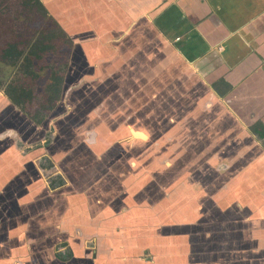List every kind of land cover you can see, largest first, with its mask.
Returning a JSON list of instances; mask_svg holds the SVG:
<instances>
[{
    "label": "crops",
    "instance_id": "0c3cea01",
    "mask_svg": "<svg viewBox=\"0 0 264 264\" xmlns=\"http://www.w3.org/2000/svg\"><path fill=\"white\" fill-rule=\"evenodd\" d=\"M41 1L85 109L54 123L51 185L0 93V264H264V0Z\"/></svg>",
    "mask_w": 264,
    "mask_h": 264
},
{
    "label": "rangeland",
    "instance_id": "374dc122",
    "mask_svg": "<svg viewBox=\"0 0 264 264\" xmlns=\"http://www.w3.org/2000/svg\"><path fill=\"white\" fill-rule=\"evenodd\" d=\"M15 9H17V10H15ZM20 9H21V4H20L19 0H10L7 2H5V0H0V93L6 95L5 90L7 89L8 84H10L14 80L22 79V80H25L28 82L33 81L34 80L33 77L30 74H28L30 72V70L33 69V71L39 72V78L37 79L36 85H37L38 100H41V96L44 94L45 85L49 80L50 68H52L54 66H65L67 64V62L69 61L68 69L66 72V75H67V73L69 72L70 66H87V65L84 64L85 59L82 56H79V57L77 56V58H75L71 54V56L68 57L69 50H71V47L68 45V43L66 44L67 46H60L58 49H56V50L54 49L55 52L53 54H47L44 59L32 56L31 57L32 69H31V67L27 66L28 64H26L25 66L20 65V62H23L25 55L29 54L30 52H36V51L40 52V49H41L40 47H38L36 49H34V47H33V49H30V51H28L29 50V47H28L26 49V52H25L27 54H24L23 57L21 58L20 62L16 65H14L12 63V60H13L12 58H9V59L2 58L1 51L6 46V41H14V40L21 39V37H23V35H25V33L27 31L26 28L21 27L20 25H18V22H16V20H14L20 14ZM33 13L35 14V12H33ZM33 17L36 20H35V22L31 23V26H32L30 29L31 31H36V30H32V29H41L42 30L43 28H45L50 23V19L48 16L41 17V14L37 13L36 15H33ZM23 19L25 20V18H23ZM38 33H40L39 30H38ZM49 34H51V33H49ZM51 35H49L48 37L50 38ZM36 36H38V35H36ZM50 39H52V37ZM73 44H74V42H73ZM54 50L52 49L51 51H54ZM70 78H72V77H70ZM34 84H35V81H34ZM83 84L84 83L79 81L77 78L75 81L73 80L72 83H70V85L68 87L66 86V91H67L65 93V96L67 98L66 100L76 99L75 96L78 94V92H80L79 90L85 89V87H83ZM91 89L95 90L94 87ZM95 92H98V91H95ZM97 94L100 95V93H97ZM39 95H41V96H39ZM98 95L94 97V95L91 94L90 99H91V101H93L95 98L96 100L100 101L99 103L101 104V101L104 98H102L101 96H98ZM71 104L72 105H70L67 101H61L58 104V106L52 111V114H50L49 117L46 119L47 121L45 120L46 122L44 121L43 124L37 125L39 130L37 131V136L35 137V138H37V140L33 141L34 143H31L29 141L24 142V141L16 140L19 143V145H18L19 149L24 153V155L30 151V148L32 150L37 149L38 155L36 156V159H37L38 165H39L37 174H38V176H41V175L43 177L45 176L44 179L47 178L45 180L46 181L48 180L49 184H51V185H53V184L57 185L58 183L63 181V177L59 174L56 175L55 177L52 175V173L55 171L50 168L51 166H53L51 157L49 156V154L45 153V150L44 151H42V150L45 149V147L47 145H49L52 141V137L55 133L54 123L56 121L58 123L64 115H68V113H70L71 111H76L75 112V114H76L77 111L85 109L84 105H80L77 103H71ZM81 104H83V101ZM100 104H97V102L95 101L91 104L93 106V107L92 106L91 107L93 109L95 107H97V110H99V109H101V108H99V107H101ZM105 106L107 109L109 108L108 105L105 104ZM30 110L32 111V109H30ZM6 111L8 112L9 110L6 109ZM23 115L27 116L24 113H23ZM80 121L81 120H78L76 118V116H73V115L70 116L69 115L67 118H65L64 125L75 127L79 123H82ZM17 124L18 123L14 119V125L17 126ZM37 126H36V128H37ZM105 137H107V136H105ZM81 140H83V139H81ZM75 142H78V140L76 139ZM79 149L80 148H77L76 151H74V154L77 153L74 158H77V157L79 158L81 156V153L83 151H81ZM102 151H100L102 153V155L109 153L108 151H105V152H102ZM32 174H36V173H34V171H32ZM118 180H119V178H118ZM136 190H138V192H139L138 194H140L139 186L137 188H134V191H136ZM183 230H185V229H183ZM167 233L172 234L171 231H167ZM63 246H64V244H60L57 247L58 255H60L61 257L67 256V254L69 253L67 250H66L67 252L66 251L63 252L64 251Z\"/></svg>",
    "mask_w": 264,
    "mask_h": 264
},
{
    "label": "trees",
    "instance_id": "16d2710c",
    "mask_svg": "<svg viewBox=\"0 0 264 264\" xmlns=\"http://www.w3.org/2000/svg\"><path fill=\"white\" fill-rule=\"evenodd\" d=\"M7 1L10 0H5V2ZM19 2L21 4L20 14L14 20L18 22V25L26 28L27 31L21 39L6 41V46L1 51L2 58H12V63L16 65L20 62L23 55L27 54L25 52L28 47V51L33 49V47L34 49L40 47V52H30L25 55L24 61L20 62V65L25 66L28 64L27 66L31 67L32 56L44 59L47 54H53L60 46H67V43L71 47L68 54V57H70L73 48V41L60 23L49 13L42 1L19 0ZM33 12H35V14ZM37 13L41 14V17L48 16L50 23L42 30L32 29L36 31H31V23L36 20L33 15H36ZM23 18H25V20ZM38 30L40 33H38ZM48 34L51 35L52 39H50L51 37H48ZM52 49L55 50L51 51ZM68 63L69 61L65 66H54L50 68L49 80L45 85L44 94L42 96L39 95L41 96V100H38L36 85L37 79L39 78V72L33 71L32 67V70H30L28 74H30L34 80L31 82L22 79L12 81L8 84V87L5 90L6 96L33 122L37 125L43 124L62 99ZM30 109H32V111ZM255 131L259 133L260 137H264L262 130L260 131L256 129Z\"/></svg>",
    "mask_w": 264,
    "mask_h": 264
},
{
    "label": "flooded vegetation",
    "instance_id": "af4514ba",
    "mask_svg": "<svg viewBox=\"0 0 264 264\" xmlns=\"http://www.w3.org/2000/svg\"><path fill=\"white\" fill-rule=\"evenodd\" d=\"M63 94V93H62ZM61 102V101H60Z\"/></svg>",
    "mask_w": 264,
    "mask_h": 264
},
{
    "label": "bare ground",
    "instance_id": "6f19581e",
    "mask_svg": "<svg viewBox=\"0 0 264 264\" xmlns=\"http://www.w3.org/2000/svg\"><path fill=\"white\" fill-rule=\"evenodd\" d=\"M53 211V210H52Z\"/></svg>",
    "mask_w": 264,
    "mask_h": 264
}]
</instances>
